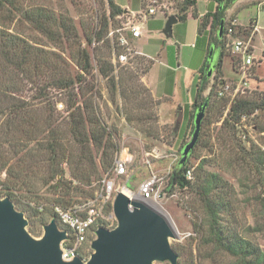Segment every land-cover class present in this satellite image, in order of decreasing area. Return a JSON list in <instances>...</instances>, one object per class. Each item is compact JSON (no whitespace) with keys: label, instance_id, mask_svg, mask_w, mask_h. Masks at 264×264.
Listing matches in <instances>:
<instances>
[{"label":"rangeland","instance_id":"obj_1","mask_svg":"<svg viewBox=\"0 0 264 264\" xmlns=\"http://www.w3.org/2000/svg\"><path fill=\"white\" fill-rule=\"evenodd\" d=\"M152 1L164 4L166 7L165 13L157 11L155 16L137 18L136 24L140 26L141 30L142 26H144L143 30L148 35L161 36L158 30H162L166 23L164 14L173 15L176 13L177 6L180 3L179 0H114L116 5L131 8L140 14L145 13L146 6ZM197 1L199 3L195 8L196 13L198 11L204 13L208 8V1ZM261 1L236 0L225 12V21L228 25H230L231 21H236L233 37L242 40L251 37L250 45L254 47L253 55L256 59L259 57L261 50L264 49V14L258 12L256 6ZM28 3L29 5L43 6L56 15L67 16L74 23L81 42V48H87L92 65L91 74L86 76L85 82L80 86H74L76 101L74 108L76 106L82 108L83 101L85 99L90 100L91 105L96 108L106 129L115 133L116 141L119 145L118 150L113 155L112 165L105 172L101 171L98 160L99 154L95 155L96 152H93V156L96 157V167L100 175L97 179H92L93 181L90 186L92 188V196L81 199V202L67 209H72L90 201L94 197V192L98 189L99 181L105 176L112 178L115 187L121 189L132 178L129 183L134 190L131 191L136 192L138 186L154 174L158 179L155 189L161 194L158 206L166 217L169 218L177 233V239L170 240V246L177 255V264H240L236 258L223 254L215 250L213 246L203 243V238L206 234L207 218L199 202V198L192 187L182 189L174 187L170 193L164 191L172 167L181 156L179 154L181 146L186 145L190 140L191 127H186L185 116H182L181 112V102L175 101L177 99H155L151 95L150 90L141 82L140 78L151 66L153 58L142 57L138 59V63L128 67L132 71L128 74H123L126 71H118L117 73L116 71L120 67H113L114 72L112 74L115 77V81H117L119 76L125 75L121 82L119 80V84H116L115 91H113L108 83V79L112 74L106 78L103 77L99 72L97 64L98 57L109 58L110 49L106 44L99 45L93 49L91 47L92 42L88 47L85 46V42L83 41V32L90 33L93 29H97L101 14L103 12L107 13L106 1L28 0ZM138 12H134V14ZM153 18L160 21L152 23ZM123 22L121 20L120 23L122 24ZM256 23L257 30H253V34L251 35ZM13 26L22 37L28 40L31 39L32 43L37 44L39 49L47 52L48 58L51 61H56V54L60 55L62 60H59L57 63L59 72L65 75L67 72H75L76 69L71 59L72 55L76 52L75 48L68 47L66 43L61 46L49 43L25 23H16ZM179 27H174L173 31L176 32ZM214 37H212L211 42H214ZM168 41H172V36ZM224 42L226 47L225 54L227 55L223 57L221 65L225 82L223 85L227 83L236 89V83L241 79V75L236 72L239 63L236 56L232 55L230 47L226 45L228 43L226 36H224ZM191 43L190 39H186V42L183 43L185 45L174 43L170 48L165 47L170 66L176 68V71L169 70L165 75L167 79L165 83L166 89L168 92H175L176 94L174 95L177 98H180L182 95L186 96L185 90L187 87L189 89L191 86L189 90H195V82L198 76L197 70L202 67L205 60L209 57V53L204 50L202 39L194 42L195 45L193 46H191ZM233 63L236 71L233 69ZM51 75L47 72V76L46 78L43 77V81H37V86L31 84L28 79L17 81L19 93L13 97L15 99L14 103L16 101L17 103H22V106L27 105L23 112H27L29 108L33 111L35 123H37L39 128H42V126L44 128L41 139L43 140L45 136V141L48 130L52 128V126H49V123L55 117L63 121V118L65 120L68 114L67 109L65 111L68 94L60 91L54 85H49V77ZM248 75H252L246 79L248 86L240 87L234 94L231 92L226 93L224 97H218V91L222 87H215L213 89L212 101L216 102L217 107L212 108L207 114L204 113L206 120L200 126L201 131L197 139L199 140L198 146H196L192 157L187 162V169L192 174V178L188 181L191 184L197 182L196 177L198 174L201 175V173H198L196 168L200 161H206L203 169L217 174L223 181L227 182L229 188L231 187V197L234 200V210L231 220L234 221V227L239 235L264 250V165L254 166L251 161L243 158L245 155L239 147H245V144L238 136L241 134L240 131L238 135H235L233 140H230L228 138V126L227 128L221 127V120L225 117L227 109L233 100L240 97L259 100L264 96V64L261 66L255 64L254 67L249 69ZM210 76L209 87L214 77L213 70L210 72ZM32 80L36 81V78H32ZM42 87H46V98L39 96L38 88ZM209 87L204 92V96L208 94ZM224 105L225 107L223 108ZM251 119L253 120L249 121V124H256L257 128H252L250 135L260 149L259 145H264V109L253 113ZM19 122L26 125V122L24 123L19 119L16 124L17 126ZM182 124L185 125L183 134L180 132ZM3 126L4 120L0 119V127ZM15 129L17 130L18 127L15 126ZM16 130H13V132L17 137V135L21 134ZM18 139L29 140L26 136H20ZM34 145L35 142H28L27 147ZM121 149L126 150L132 161L131 163L127 162V174L123 177H116L113 173V164L115 158L119 156ZM34 150L37 151V149ZM1 154H3L1 163L7 162V167L10 166V168L17 171V167L22 165L19 162V155L22 153L15 154L7 144L2 148L0 156ZM29 166L41 174L44 173L42 166L38 162V157H33ZM5 171L6 169L0 171V182L5 179ZM65 177L67 180L72 179L68 169L65 172ZM72 182L73 185H77L75 180ZM33 192L36 193L37 197L42 199L39 202H44L50 197V193L45 188L40 189L37 187ZM2 198L0 195V199ZM23 215L25 217V214ZM33 221L31 220L30 224L35 232L34 235L30 234L35 238H39L43 233V225ZM49 221L44 224H47ZM28 229L27 221V231ZM36 233H38V236L35 235ZM91 237L90 235L88 236L87 244L91 240ZM155 264L169 263L159 262Z\"/></svg>","mask_w":264,"mask_h":264},{"label":"trees","instance_id":"obj_2","mask_svg":"<svg viewBox=\"0 0 264 264\" xmlns=\"http://www.w3.org/2000/svg\"><path fill=\"white\" fill-rule=\"evenodd\" d=\"M105 1L108 8L107 13L103 12L101 14L97 29H93L90 33L83 32V41L85 46L89 47L94 39L97 42H101L99 45L106 44L110 49L108 59L98 57L97 60L99 72L106 78L114 72L110 58L116 40V35H113L112 38H108L107 35L110 30H116L120 27V22L125 12L115 4L114 0ZM179 1L177 11L173 14L178 22H185L187 17L198 18L195 10L197 0ZM206 1H208V8L198 18L197 36L205 32L209 37V41L215 36L214 42L218 44L220 51H218V62L213 70L214 77L210 87L211 76H208V70L205 69L207 60H205L198 71L193 100L186 107L184 114L186 127H191V134L197 108L205 105L204 113L207 114L212 108L217 107L216 102L212 101V95L215 87L220 88L225 83L221 71L222 59L227 55L225 54L224 36L228 24L225 21V12L236 0ZM221 22L223 29L221 36H219ZM16 23L29 25L49 43L60 46L66 43L68 47L75 48L76 52L71 58L76 69L75 72H67L66 75L59 72L57 63L62 60L61 56L56 54V61H51L47 52L39 49L37 44L32 43L31 39L30 41L22 37L17 29L14 26L12 27ZM91 69L89 52L86 47L81 48L76 27L70 18L56 15L43 6L29 5L28 0H0V119L4 120L5 126L0 127L1 130L4 129L0 130V150L2 152V148L7 144L15 154L22 153L19 155V162L22 165L17 167V171L10 168V166L7 167V162L1 163L3 155L1 154L0 171L6 169V176L0 182V195L1 197H9L15 208L25 214L28 221V231L32 235H34L35 231L31 227V220L41 225L51 219L57 221L55 208H71L81 202V199L92 196L91 183L100 175L93 152H96L95 155L99 154L100 168L101 171L105 172L112 165L113 155L119 148L115 133L106 129L90 100L85 99L82 103V108L79 106L74 108L76 102L74 86H80L84 83L86 76L91 74ZM233 69L235 70L234 63ZM130 70L128 67H120L116 72L126 71L123 74H128L132 72ZM47 72L52 74L49 77V85H54L60 91L68 94L65 108L68 114L65 120L63 118V121L55 117L49 123L52 128L48 130L45 141V136L43 140L41 139L44 128L43 126L39 128L37 123H35L33 111L29 108L27 112H23L27 105L22 106V103H17L16 101L14 103L15 99L13 97L19 93L17 81L28 79L31 84L36 85L38 80L43 81V77L46 78ZM31 77L36 78V81H33ZM124 77L125 75L119 76L117 81H115V77L112 74L108 79L113 91H115L116 84H119V80L121 82ZM208 87L209 92L204 96L203 94ZM38 89L39 96L46 98V87ZM260 109H264V96L259 100L246 99L244 97L233 100L227 109L225 117L221 120V127L227 128L228 126V138L233 140L235 135L239 134V131L245 132L241 127L242 118H245V123L253 129L257 128L256 124L251 125L249 121L253 120L251 119L253 113ZM204 116L201 126L206 120ZM19 119L24 123L26 122V125L19 122L17 126ZM15 126L18 127L17 130ZM13 130L19 131L21 135L16 137ZM20 136H26L29 140H19ZM251 140L247 135L245 141L242 140L245 147L239 148L245 155L243 158L251 161L254 166L264 165V152ZM28 142H35V145L27 147ZM198 142L199 140L189 152L184 164H179V158L172 167L164 191L170 193L174 187L181 189L192 187L207 218L203 243L213 246L215 250L223 254L236 258L240 264H264V250L253 245L249 240L242 238L234 227V221L231 220L234 200L231 197V187L229 188L227 182L223 181L217 174L205 171L203 167L206 161H200L196 168L198 173H201V175L198 174L196 177L197 182L191 184L186 180L187 162L192 157ZM183 146H181L179 151L180 155ZM34 149H37L38 152ZM33 157H38V162L42 166L44 173L41 174L29 166ZM67 169L72 178L71 180H67L65 177ZM73 180L76 181L77 185H73ZM131 180L132 178L126 182V187L134 190L129 183ZM37 187L40 189L45 188L50 193V197L44 201L45 203L39 202L41 198L37 197L36 193L33 192ZM98 227H105V225L97 222L93 230ZM35 235L38 236V233Z\"/></svg>","mask_w":264,"mask_h":264},{"label":"water","instance_id":"obj_3","mask_svg":"<svg viewBox=\"0 0 264 264\" xmlns=\"http://www.w3.org/2000/svg\"><path fill=\"white\" fill-rule=\"evenodd\" d=\"M174 15L167 18L162 35L171 38ZM223 29L219 27V36ZM211 52V49H210ZM209 59V58H208ZM208 67L206 62L205 69ZM211 69L208 70V76ZM205 105L197 108L190 140L181 151L179 164L186 162L194 148ZM112 212L116 220L113 228L98 227L90 242L91 253L87 260L75 257L69 262L61 259L60 244L66 239V231L51 219L42 226L39 238L27 231V220L9 197L0 199V264H177V255L170 240L177 239L170 220L159 208L144 201L130 199L124 193H116Z\"/></svg>","mask_w":264,"mask_h":264},{"label":"built area","instance_id":"obj_4","mask_svg":"<svg viewBox=\"0 0 264 264\" xmlns=\"http://www.w3.org/2000/svg\"><path fill=\"white\" fill-rule=\"evenodd\" d=\"M257 11L264 14V0L257 5ZM165 5L152 1L145 8V13L137 14L129 13L122 16L124 22L116 30H110L108 32V38H112L116 35V40L112 48V55L110 63L114 68L117 67H131L134 66L139 58L148 56L140 51H137L130 43L128 35L133 38L141 36L140 26L136 24V19L144 18L148 16H154L157 11L165 13ZM236 21H231L230 25L226 26L225 36L228 38L226 44L230 47L232 55L236 56L239 67L237 73L241 75V79L236 83L235 87H231L227 83L222 86V89L218 91V97H224L226 93H236L240 87L248 86L246 81L249 77V69L254 67L255 64L261 66L264 64V49L261 50L259 57L256 59L253 55V47L250 45L251 37L248 39H239L233 37L235 32ZM256 31V26L252 29ZM101 42L95 40L92 41L91 47L94 49L99 46ZM246 119L242 118V128L245 131H241L239 137L245 141L246 135L251 137L250 131L252 127L245 123ZM255 142V140L251 137ZM256 143V142H255ZM257 144V143H256ZM260 149L264 152V145H259ZM132 158L128 155L125 149H121L119 156L114 160L113 173L116 177H123L126 173L127 162L131 163ZM186 180L192 178L191 171L189 169L185 172ZM157 177L152 174L149 178L143 181L137 188L136 192L131 191L126 186L123 188H116L112 178L105 176L98 183V189L94 192V197L87 203L78 205L72 209L55 208L57 215L58 226L66 231V239L61 242V259L65 262L73 260L75 257H80L82 260H87L90 253V242L94 238L93 228L97 222L103 223L106 228L110 229L116 225V220L112 212V203L116 193L122 192L130 199H138L145 203L157 208H160L159 200L161 194L155 189ZM156 208V207H155ZM96 229V228H95ZM92 236L91 240L87 244L88 236Z\"/></svg>","mask_w":264,"mask_h":264},{"label":"crops","instance_id":"obj_5","mask_svg":"<svg viewBox=\"0 0 264 264\" xmlns=\"http://www.w3.org/2000/svg\"><path fill=\"white\" fill-rule=\"evenodd\" d=\"M198 3L199 1H197V5ZM118 6L124 10L125 14L138 12V11H133L131 8H128V7H124L121 5H118ZM204 13L198 11L197 12L198 18H200ZM164 16L167 20V18L171 16V14L169 15L164 14ZM198 18L193 19L191 17H187L185 22L177 21L175 24H173L171 28L172 29L171 31L172 41H168L169 39H165V37L162 35L163 29L158 30L161 36L148 35L143 30L144 26H142L140 37L133 38L130 35H128V39L130 43L134 46V48L137 51H140L146 56L153 58V62L151 66L146 71V73L141 76L140 78L141 82L150 90L153 98L155 99H177L175 101L181 102L182 116H184V113L186 112L185 111L186 107L192 103L194 90L193 91L189 90L191 89V86L189 89L187 87L185 90L186 96L182 95L180 98H177L174 95L176 94L175 92L171 93L167 91L166 84H165L167 79L165 75L167 74L169 70H175L176 68L170 66V62L167 57V52H165V47L170 48L174 43H181V45H185L183 43L186 42V39H190L192 41L191 46H193L195 45L194 42H196L198 39H202L204 50L209 53V56L211 55L212 57L215 58L217 53H216V50L214 49L213 51L211 49V52H210L211 41H209L208 35L205 32H203L202 35L197 36ZM159 21H160L159 19L153 18L152 23H158ZM176 26H180V27L176 30V32H174L173 28ZM255 26L257 29V23ZM186 45H189V44H186ZM253 50H254V47H253ZM208 60L209 59H207V61ZM197 71H199V68ZM184 130H185V125L182 124L180 127V132L183 134Z\"/></svg>","mask_w":264,"mask_h":264},{"label":"flooded vegetation","instance_id":"obj_6","mask_svg":"<svg viewBox=\"0 0 264 264\" xmlns=\"http://www.w3.org/2000/svg\"><path fill=\"white\" fill-rule=\"evenodd\" d=\"M210 49H212V51H213V49L216 50V53H217L215 58L212 57L211 55L209 56L208 67L206 68V70L211 69V71H212V70H214V68L218 62V54H219L218 51H220V49H219L218 44H216L215 42L210 43Z\"/></svg>","mask_w":264,"mask_h":264},{"label":"bare ground","instance_id":"obj_7","mask_svg":"<svg viewBox=\"0 0 264 264\" xmlns=\"http://www.w3.org/2000/svg\"><path fill=\"white\" fill-rule=\"evenodd\" d=\"M157 208V207H156ZM159 209V208H158ZM162 211V210H161Z\"/></svg>","mask_w":264,"mask_h":264}]
</instances>
